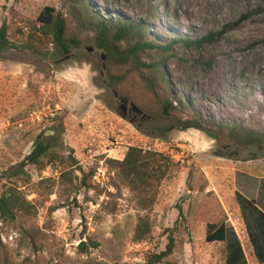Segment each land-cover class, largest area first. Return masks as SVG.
<instances>
[{
  "label": "rangeland",
  "instance_id": "374dc122",
  "mask_svg": "<svg viewBox=\"0 0 264 264\" xmlns=\"http://www.w3.org/2000/svg\"><path fill=\"white\" fill-rule=\"evenodd\" d=\"M45 7L65 19L67 37L78 39L69 55L55 53L43 36L37 17ZM86 7L110 26L144 23L143 40L173 42L170 51L139 54L142 65L160 62L155 70L110 62L81 19ZM261 8L264 0H0V27L11 45L0 54V175L38 137L59 143L52 149L57 162L29 167L27 181L13 180L34 215L0 222V264H143L165 249L169 234L174 249L160 264H224L226 244L205 242L207 226L222 223L236 234L247 264H264L250 242L253 221L237 200L264 212V144L228 134L240 128L264 141ZM136 33L118 50L132 48ZM208 36L216 38L200 49L175 41ZM195 123L218 139L180 130ZM130 147L168 159L150 207L112 163ZM142 225L147 233L138 240Z\"/></svg>",
  "mask_w": 264,
  "mask_h": 264
},
{
  "label": "trees",
  "instance_id": "16d2710c",
  "mask_svg": "<svg viewBox=\"0 0 264 264\" xmlns=\"http://www.w3.org/2000/svg\"><path fill=\"white\" fill-rule=\"evenodd\" d=\"M54 9L45 7L37 17V21L43 25V36L49 37L52 44V50L61 55H69L72 48L78 47V39L76 37H67L66 34V21L60 15L54 14ZM257 13L264 12V8L258 9ZM250 15H246L237 20L232 26L236 27L244 20L249 18ZM81 19L88 25L93 26L95 30V36L93 37V43L103 52L106 53L108 60L115 64L129 65L137 68L157 69L160 62L152 64L150 67L140 64L137 61V57L143 51L158 50L165 53L170 51L173 44L161 45L152 41H144L143 36L148 32V27L144 23L138 22H126L119 25L110 26L104 22V20L93 14L88 7H86L81 13ZM137 31V42L135 45L126 51H120L117 48V44L130 33ZM225 30V29H224ZM224 30L217 33L215 36L219 38ZM216 37L208 36L202 37L197 40L177 38L175 41L182 43L184 46L200 49L205 43L212 42ZM11 45L6 38V27L2 25L0 27V54L7 50ZM195 65H202L199 60L193 62ZM159 73V71H157ZM162 77H160L161 79ZM116 78L111 77V81L115 84ZM117 80H119L117 78ZM165 110V108H164ZM165 112V111H164ZM166 114V113H165ZM195 129L202 131L205 135L212 139H218L215 134L210 131L202 129L198 124H187L181 127V131L187 129ZM228 134L238 143L246 145L264 144L262 137L258 136L254 132H248L240 128H233L229 130ZM58 138L52 137L48 141H44L40 137L35 140L33 150L18 164L10 167L5 173L0 175V222L14 223L17 215H34L33 206L25 200L20 191L14 186L13 180L27 181L29 176L27 169L29 167H35L39 170H43L46 165L52 164L59 160V155L52 151V149L58 146ZM46 159L44 162L43 160ZM67 159L71 162V166L76 165V159L70 151ZM115 164L130 189L143 197V202L146 207H150L154 201V193L157 184L165 177L167 172L168 159L161 154L146 151L142 152L138 148L130 147L120 162L112 161ZM82 184H85L82 180ZM237 200L241 205V209L245 214L246 222L248 219L253 221L254 228L250 231V242L253 246L254 253L259 262L264 261V212L259 210L253 201L246 200L241 196H237ZM179 217H182V212L179 211ZM249 227V225H248ZM250 228V227H249ZM251 229V228H250ZM144 230V231H143ZM147 233L145 231V225L141 226V230L136 234V238L142 239ZM206 243L224 242L226 244L227 255L224 264H247L245 256L241 247V244L234 233V231L227 227L225 224H209L207 226V232L205 236ZM174 238L172 234L168 235V242L165 249L158 253L150 255L147 261L143 264H160L163 260L168 258L174 249ZM91 248H96V244L90 242ZM80 253L87 251V246L84 242H80L78 245Z\"/></svg>",
  "mask_w": 264,
  "mask_h": 264
}]
</instances>
